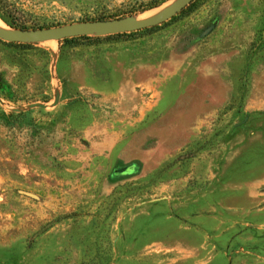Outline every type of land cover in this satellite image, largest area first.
Listing matches in <instances>:
<instances>
[{"label": "rangeland", "instance_id": "374dc122", "mask_svg": "<svg viewBox=\"0 0 264 264\" xmlns=\"http://www.w3.org/2000/svg\"><path fill=\"white\" fill-rule=\"evenodd\" d=\"M176 1L0 0V21L129 24ZM24 44L0 40V264H264V0Z\"/></svg>", "mask_w": 264, "mask_h": 264}, {"label": "water", "instance_id": "95a60500", "mask_svg": "<svg viewBox=\"0 0 264 264\" xmlns=\"http://www.w3.org/2000/svg\"><path fill=\"white\" fill-rule=\"evenodd\" d=\"M193 1L194 0H178L162 13L144 21H137L129 24H124L122 20L79 22L63 26L19 31V36H15L12 32L0 31V40L24 44L33 40L59 41L82 36L103 37L115 34L131 33L163 24L180 13Z\"/></svg>", "mask_w": 264, "mask_h": 264}, {"label": "trees", "instance_id": "16d2710c", "mask_svg": "<svg viewBox=\"0 0 264 264\" xmlns=\"http://www.w3.org/2000/svg\"><path fill=\"white\" fill-rule=\"evenodd\" d=\"M183 11V10H182ZM14 27V25H12ZM16 29H18L19 31H25L24 28H21V27H15ZM147 29V28H146ZM132 33V32H131ZM109 37V36H108ZM99 39V37H88V36H82V37H76V38H69V39H64V40H59L58 42L60 43H69V42H72L74 40H77V39ZM15 44H18L19 46L25 48L27 45L25 44H20V43H15ZM28 48V47H27Z\"/></svg>", "mask_w": 264, "mask_h": 264}, {"label": "bare ground", "instance_id": "6f19581e", "mask_svg": "<svg viewBox=\"0 0 264 264\" xmlns=\"http://www.w3.org/2000/svg\"><path fill=\"white\" fill-rule=\"evenodd\" d=\"M161 8V7H160ZM164 7H162L161 9H159L158 10V12L157 11H155L153 14L156 16V15H158V14H160L164 9H163ZM7 30V29H6ZM5 30V28H4V26H3V24L1 23V21H0V31H3V32H7ZM8 32H9V30H8ZM15 36H19V34L18 33H13Z\"/></svg>", "mask_w": 264, "mask_h": 264}]
</instances>
